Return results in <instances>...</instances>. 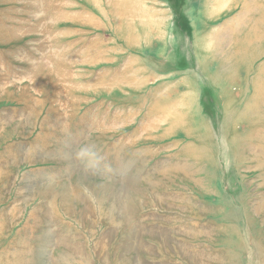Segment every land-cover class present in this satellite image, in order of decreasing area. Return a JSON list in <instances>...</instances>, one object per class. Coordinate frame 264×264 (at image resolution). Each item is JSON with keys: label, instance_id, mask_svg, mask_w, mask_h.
<instances>
[{"label": "rangeland", "instance_id": "1", "mask_svg": "<svg viewBox=\"0 0 264 264\" xmlns=\"http://www.w3.org/2000/svg\"><path fill=\"white\" fill-rule=\"evenodd\" d=\"M263 64L264 0H0V264H264Z\"/></svg>", "mask_w": 264, "mask_h": 264}, {"label": "bare ground", "instance_id": "2", "mask_svg": "<svg viewBox=\"0 0 264 264\" xmlns=\"http://www.w3.org/2000/svg\"><path fill=\"white\" fill-rule=\"evenodd\" d=\"M253 16L254 15H252V17L249 19L250 22H252ZM255 22L256 23L254 25L251 24L249 26L251 28L252 32H250V34L248 33L247 34L248 35L247 37L245 36V39H247V42L250 45L251 51H249V52L248 51L242 52L241 50H239V51H235V53L230 52V51L229 52L227 51V53L225 55L226 56V59H225L226 62H224V63H226L228 67H231L232 62L234 64H236V65L237 64H241L243 67H248L249 62H251V60H252V57L254 56V54H256L257 49H258L257 48L258 39H256L254 37V33L255 32H258V31L255 30V28H256V26L259 23H263V19H256ZM261 26H263V25H261ZM232 37H233V35H232ZM234 37L236 38L235 40H236V44H237V42L239 40L237 39V37L235 35H234ZM248 39H249V41H248ZM251 42H253L254 44L251 45ZM236 69L238 70V73H241L242 72V70H240L241 69L240 67H238ZM234 72H236V71L234 70ZM263 72H264V64L261 65L260 70L258 72H256V74L254 75V77H257L258 79H260V82H256L255 83V87H254L255 92H254L253 98L256 99V100L259 99L256 103H254V105H255L254 107H256V106H262L263 105V103H261V100L264 98V76L261 77V75H262ZM224 75H226V74H224ZM259 77H261L262 79L259 78ZM259 83L262 84L263 86L262 85H258ZM252 106H253V103H252V105L248 109H250ZM258 120H260V119H258ZM254 138H256L257 140H259V138H260L261 142L264 141V139H263L264 136L261 135V134H259V133H257L256 134V137H253L251 140H253ZM248 145L251 146L252 148H255V146L257 145V143L254 142V144H248ZM251 153H253V152H251ZM263 160H264V158H263Z\"/></svg>", "mask_w": 264, "mask_h": 264}, {"label": "clouds", "instance_id": "3", "mask_svg": "<svg viewBox=\"0 0 264 264\" xmlns=\"http://www.w3.org/2000/svg\"><path fill=\"white\" fill-rule=\"evenodd\" d=\"M76 158L85 163L86 166L95 168L100 162V155L94 144L82 146L76 153Z\"/></svg>", "mask_w": 264, "mask_h": 264}]
</instances>
